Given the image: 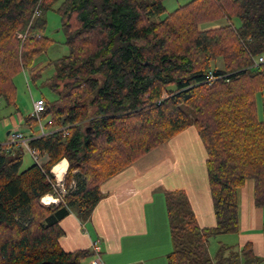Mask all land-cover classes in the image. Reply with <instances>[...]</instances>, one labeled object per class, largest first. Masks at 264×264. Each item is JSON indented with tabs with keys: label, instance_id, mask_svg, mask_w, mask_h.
Listing matches in <instances>:
<instances>
[{
	"label": "trees",
	"instance_id": "16d2710c",
	"mask_svg": "<svg viewBox=\"0 0 264 264\" xmlns=\"http://www.w3.org/2000/svg\"><path fill=\"white\" fill-rule=\"evenodd\" d=\"M165 2L0 0V100L7 105L15 104V77L54 44L45 36L46 15L58 3L68 47L48 65L56 68L47 84L57 100L42 99L40 117L50 133L30 143L47 162L21 171L25 149L0 145V264H84L92 253L65 252L61 222L71 212L89 214L105 181L190 126L206 147L216 226H199L184 191L167 192L174 246L168 264L264 262L250 243L209 252L212 238L239 233L238 191L248 180L256 207L264 208L257 109L264 64L253 67L264 55V0H193L171 13ZM221 19L228 24L200 29ZM44 70L32 75L34 83ZM210 72L222 78L210 83ZM25 122L38 120L29 115ZM63 159L66 194L45 207L41 200L54 193L51 171Z\"/></svg>",
	"mask_w": 264,
	"mask_h": 264
},
{
	"label": "crops",
	"instance_id": "0c3cea01",
	"mask_svg": "<svg viewBox=\"0 0 264 264\" xmlns=\"http://www.w3.org/2000/svg\"><path fill=\"white\" fill-rule=\"evenodd\" d=\"M191 1L175 0L173 7L178 9ZM169 2L172 1L167 0L165 5ZM258 117L264 121V111H258ZM18 124L17 130L26 136L40 132L38 125L30 127L25 117L18 116ZM40 157V164L47 162L46 156ZM207 159L206 147L197 129L188 127L105 181L101 186L103 199L89 214L80 216L71 212L60 224L65 232L60 239L62 249L65 252H91V258L84 264H92L97 259L103 264H168V255L174 246L166 205L167 192L184 191L199 226H216ZM62 162H67V167L61 165L67 172L69 163L63 159L58 164ZM254 189V181L248 180L238 191V246L250 243L255 254L264 259V208L256 207ZM94 243H98L99 255L92 250Z\"/></svg>",
	"mask_w": 264,
	"mask_h": 264
},
{
	"label": "rangeland",
	"instance_id": "374dc122",
	"mask_svg": "<svg viewBox=\"0 0 264 264\" xmlns=\"http://www.w3.org/2000/svg\"><path fill=\"white\" fill-rule=\"evenodd\" d=\"M170 1L172 2H169L165 5V8L168 13H171L176 10V8L173 7L175 6V0ZM59 6L60 3L55 6L54 10L48 12L46 15L48 24L47 29L45 31V36L53 40L54 44L47 50L46 53L41 55L39 60L36 62L37 64H33L32 68L28 70L21 71L15 77V104L13 106H9L5 103L4 100H0V145L8 144V134L11 132H15L17 129L20 128L18 124V116L26 117L33 114L34 102L41 99H45L46 101L52 103L57 100V95L49 88L47 81L53 78L56 73L55 66L48 65L51 62H56L68 55V47L66 45L65 35L62 31V20L57 12V8ZM232 23L235 27H239L241 24L239 19H233ZM227 24V20L221 19L219 21L205 23L200 26V29L211 30L221 28L223 26H226ZM218 65L221 66V62L218 63ZM43 68H45V70L43 71L42 76L34 83L32 81V75ZM184 109L187 112L190 111L188 107H184ZM257 109L258 111H264V91L257 95ZM44 124H46V121H44ZM39 162H42L40 156ZM35 163L36 161L33 159L31 154L25 149L23 153V164L21 167V171H25ZM61 165H65L67 167V164L62 163L56 168H54L53 171L55 172V170ZM63 171L66 172V168H63ZM56 173L58 174V172ZM63 179L65 184V175ZM42 205L45 207H49L53 204L47 206L42 203ZM239 240V233L235 235H225L212 238L209 245V252L213 257L216 255L221 245L237 247L239 244Z\"/></svg>",
	"mask_w": 264,
	"mask_h": 264
},
{
	"label": "built area",
	"instance_id": "2783aa9c",
	"mask_svg": "<svg viewBox=\"0 0 264 264\" xmlns=\"http://www.w3.org/2000/svg\"><path fill=\"white\" fill-rule=\"evenodd\" d=\"M262 64H264V55L256 57L253 60V67L254 68H257ZM219 78H222V77H217L213 72H210L209 75L207 76V81L212 83ZM44 109H45V102L43 100H38V101L34 102V112L32 115L35 116L38 120L37 125L40 129L39 133H37V134L31 133L29 136H26L23 131L16 130L15 132L10 133L9 140H8V144H17V145L23 147L24 149H26L31 154V156L36 161V163L39 165H40V162H39L38 151L35 149H32L30 147V143L32 140L39 138V137H43V136L48 135L50 133V131H48L46 129L44 121L40 117V115L44 111ZM54 131L55 132H60V131L65 132V131H67V128L66 127L57 128ZM53 186H54V193L44 197L41 200L42 203L47 205V206L52 205V204H56L57 201H61L62 198L65 196V193H66L63 178L58 179L55 176V184H53ZM47 197H50L52 199V201H46ZM92 250H93L94 254L99 255L100 249H99L98 243L93 244ZM92 264H103V263L101 262L100 259H97V260L93 261Z\"/></svg>",
	"mask_w": 264,
	"mask_h": 264
},
{
	"label": "bare ground",
	"instance_id": "6f19581e",
	"mask_svg": "<svg viewBox=\"0 0 264 264\" xmlns=\"http://www.w3.org/2000/svg\"><path fill=\"white\" fill-rule=\"evenodd\" d=\"M58 172V174L56 173ZM54 175L58 178V179H62L65 172L63 171V167H59L55 170V172L53 171ZM46 201H51V198L50 197H47Z\"/></svg>",
	"mask_w": 264,
	"mask_h": 264
}]
</instances>
